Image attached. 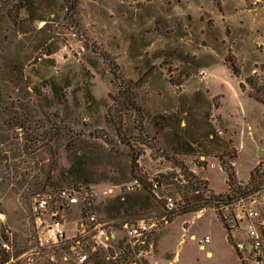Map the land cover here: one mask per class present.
Returning a JSON list of instances; mask_svg holds the SVG:
<instances>
[{"label":"rangeland","instance_id":"obj_1","mask_svg":"<svg viewBox=\"0 0 264 264\" xmlns=\"http://www.w3.org/2000/svg\"><path fill=\"white\" fill-rule=\"evenodd\" d=\"M99 51L132 82L125 96ZM255 74L264 76V0H79L74 13L63 0H0L7 264H56L36 249L30 207L35 194L63 188L79 192L61 213L68 238L89 213L155 218L148 261L242 264L214 208L183 212L184 186L186 169L198 167L225 193L220 156L243 185L260 162L264 170V105L239 85Z\"/></svg>","mask_w":264,"mask_h":264},{"label":"built area","instance_id":"obj_2","mask_svg":"<svg viewBox=\"0 0 264 264\" xmlns=\"http://www.w3.org/2000/svg\"><path fill=\"white\" fill-rule=\"evenodd\" d=\"M263 188L216 206L242 264H264ZM78 203L79 192L69 188L38 193L31 201L30 214L38 242L36 249H45L51 262L99 264L100 254L114 250L106 264H160L157 260L146 259L149 238L159 227L155 218L101 220L95 213H89L75 225L74 237L68 238L61 213L64 206ZM167 206L169 210L176 209L172 198H168ZM210 241V235H206L200 240L201 248L205 249ZM26 264H33V260L28 259Z\"/></svg>","mask_w":264,"mask_h":264},{"label":"trees","instance_id":"obj_3","mask_svg":"<svg viewBox=\"0 0 264 264\" xmlns=\"http://www.w3.org/2000/svg\"><path fill=\"white\" fill-rule=\"evenodd\" d=\"M63 2L68 13H74L77 9L79 0H63ZM99 54L108 62L110 68L114 72L116 81L118 80L117 85L119 87V91L125 96L127 91L130 89L129 85L132 82L125 79L120 71L119 65L107 52L99 51ZM231 70L236 77H241L239 68L233 63H231ZM239 85L243 92L246 91L247 86H249L251 89L249 97L264 105V76H259L258 74L249 76L245 78L244 81L240 82ZM126 98L127 97H124V100H127L126 103L130 107L129 109L132 108L136 111L138 110L139 112L140 110L138 106H136V102L130 98ZM234 158L236 157L234 156ZM219 159L222 169L227 174L226 182L229 186L228 192L219 195L215 194L211 187L210 189L207 187V184L209 183L208 180H202L195 172L186 169L185 181L188 182V184L184 186V188H186V192L184 193L185 209L183 212H198L206 207H212L216 210L218 217L223 223L222 216L220 212L217 211L216 206L221 202H231L232 200H237L259 191L261 187L264 186V170H262V162H260V164L251 171L247 184L243 185L237 181V174L234 166L231 163H226L222 156H220ZM183 168L184 167L182 166V169ZM180 189H182V187H180ZM200 190H204V192L208 191L210 193L209 195H205L200 192ZM193 191H195V193H192ZM227 236L229 242L232 243L230 235ZM8 261L9 257L6 254L2 243H0V264H7Z\"/></svg>","mask_w":264,"mask_h":264},{"label":"crops","instance_id":"obj_4","mask_svg":"<svg viewBox=\"0 0 264 264\" xmlns=\"http://www.w3.org/2000/svg\"><path fill=\"white\" fill-rule=\"evenodd\" d=\"M222 169V168H221ZM193 170L195 171V173H199L198 172V167H194L193 168ZM223 170V169H222ZM224 171V170H223ZM225 174H226V172H224ZM226 177H227V174H226ZM250 178V175H249V177L246 179V180H243V181H248V179ZM204 179H206V177H204ZM207 180V179H206ZM227 180V179H226ZM241 180V179H240ZM227 183V182H226ZM210 185V184H209ZM227 186H228V184H227ZM211 187V186H210ZM228 190H229V186H228V189H227V191L226 192H228ZM225 192V193H226ZM215 212V211H214ZM216 213V212H215ZM218 217V216H217ZM222 223V222H221ZM222 225H223V223H222ZM224 227V226H223ZM226 231V230H225ZM226 235H227V231H226ZM227 239H228V236H227Z\"/></svg>","mask_w":264,"mask_h":264}]
</instances>
